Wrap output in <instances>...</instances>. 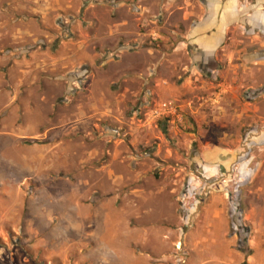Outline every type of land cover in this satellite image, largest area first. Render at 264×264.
<instances>
[{
    "label": "rangeland",
    "instance_id": "1",
    "mask_svg": "<svg viewBox=\"0 0 264 264\" xmlns=\"http://www.w3.org/2000/svg\"><path fill=\"white\" fill-rule=\"evenodd\" d=\"M198 11L194 0H0V264H114L108 235L54 223L66 195L115 196L171 234L172 264H188L183 227L224 195L225 252L264 264V70L244 74L256 46L238 33L232 57H200Z\"/></svg>",
    "mask_w": 264,
    "mask_h": 264
},
{
    "label": "crops",
    "instance_id": "2",
    "mask_svg": "<svg viewBox=\"0 0 264 264\" xmlns=\"http://www.w3.org/2000/svg\"><path fill=\"white\" fill-rule=\"evenodd\" d=\"M199 8L197 19L190 37L200 57H232V47L228 44L234 34H241L255 50L248 52L244 47V74L251 68L264 70V0H194ZM186 10V9H185ZM192 17L185 11L183 18ZM249 46V45H248ZM220 59V58H219ZM232 70V69H231ZM248 80L244 77V82ZM254 118L253 115H245ZM142 198V195H137ZM114 197L102 198L94 206L79 204L75 195H66V205L52 216L54 223L65 215V231L80 232L91 229L89 236L98 232L106 234L111 241L107 247L112 250L114 259L106 258L114 264H172L170 257L173 246L171 234L150 222L141 221V213L117 207ZM148 215V214H147ZM200 220L191 230L182 232L188 253V264H232L233 253L227 240L228 209L224 195H211L200 214ZM100 222V224H96ZM96 227V230H95ZM174 234V233H173ZM183 241V240H182ZM76 251L87 244L81 241ZM88 247V246H87ZM89 249V248H88ZM228 253V255H227ZM69 254L66 255L68 259ZM86 258H80L83 264ZM23 264H33L26 260Z\"/></svg>",
    "mask_w": 264,
    "mask_h": 264
},
{
    "label": "built area",
    "instance_id": "3",
    "mask_svg": "<svg viewBox=\"0 0 264 264\" xmlns=\"http://www.w3.org/2000/svg\"><path fill=\"white\" fill-rule=\"evenodd\" d=\"M177 250L180 251L179 247L177 248ZM176 260H177L178 264H184V262H185L181 257L176 259Z\"/></svg>",
    "mask_w": 264,
    "mask_h": 264
},
{
    "label": "trees",
    "instance_id": "4",
    "mask_svg": "<svg viewBox=\"0 0 264 264\" xmlns=\"http://www.w3.org/2000/svg\"><path fill=\"white\" fill-rule=\"evenodd\" d=\"M162 130H163V132L165 131V129H162ZM244 244H245V241H244ZM244 248H245V247H244ZM239 249H240V248H239ZM241 251H242V252H244V254H245V255H248V254H249V252H248V251H246V249H244V250H243V249H241Z\"/></svg>",
    "mask_w": 264,
    "mask_h": 264
}]
</instances>
